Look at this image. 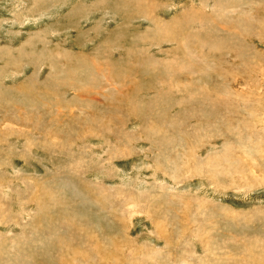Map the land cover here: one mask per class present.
Masks as SVG:
<instances>
[{"label": "rangeland", "instance_id": "374dc122", "mask_svg": "<svg viewBox=\"0 0 264 264\" xmlns=\"http://www.w3.org/2000/svg\"><path fill=\"white\" fill-rule=\"evenodd\" d=\"M0 264H264V0H0Z\"/></svg>", "mask_w": 264, "mask_h": 264}]
</instances>
